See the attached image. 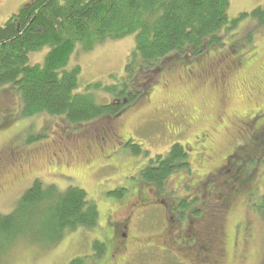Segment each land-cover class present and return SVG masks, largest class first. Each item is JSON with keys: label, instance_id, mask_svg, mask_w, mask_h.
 <instances>
[{"label": "rangeland", "instance_id": "obj_1", "mask_svg": "<svg viewBox=\"0 0 264 264\" xmlns=\"http://www.w3.org/2000/svg\"><path fill=\"white\" fill-rule=\"evenodd\" d=\"M28 1L30 0H0V28ZM262 6L264 0H229L230 19L246 15L236 24L231 36L224 37L227 47L223 46L225 48L212 52V57L218 63L217 68L226 65L225 56L232 50L235 51L229 57L240 58L244 63L240 73L226 86L231 98L229 111H257L264 105V26L258 25V19L251 16L253 10ZM47 52L48 49L43 48L32 53L30 63L41 64ZM134 52L135 35L108 40L90 50L77 47L69 57L65 70L78 69L79 92L83 93L90 87L89 93L97 103L108 104L123 89H132L135 77L141 71L146 72L139 69L137 63H132ZM128 65L131 77H128ZM96 85L99 87L95 88ZM255 85L260 87L261 95L247 101V88ZM111 88L114 91L106 90ZM210 100L217 101V98L206 94V91L189 95L183 89H177L172 94L157 95L147 106L128 115L120 127L124 137L129 136L132 144L138 145L141 152L137 154L131 147L124 146L112 152L110 159L105 161L109 150L104 148L103 139L115 128L114 124L109 125L110 118L78 125L69 124L63 117L47 114L25 118L20 115L19 95L7 87L1 88L0 109H5V113L0 112V149L17 147L28 154L31 161L19 170L6 171L0 176V183H6V192L0 196V213L10 214L20 197L34 181L39 180L44 186L54 185L61 191L70 187L85 191L88 200L97 206L99 221L91 230L77 229L66 233L53 246L26 240L19 242L18 239L0 254V264H70L77 259L82 260L83 264H107L115 254L113 250L121 235L116 231L117 223L125 221L130 213L128 206L137 204L139 198L142 201L139 200L138 206L144 205V195H137L139 192L145 190L149 197L151 195L139 172L150 160L167 153L172 144L193 143L195 139L193 140L192 134L208 126L215 115L213 109L205 108L204 103H211ZM182 102L188 104L187 115L194 117L196 113L192 110L195 109L198 118L207 119L177 136L168 133L165 124L169 121L168 111L176 110ZM124 114L125 112L122 116ZM6 115L9 117H5ZM101 128L103 129L95 131ZM209 132L211 133L210 130ZM226 132L223 131L217 140L219 151L236 142V136L230 137ZM247 135L248 139H252L250 133ZM100 147L103 148L102 152ZM259 151L260 148L256 146L254 153L258 154ZM262 151L264 152V148ZM67 152L71 158H65ZM195 154L187 159L192 169L199 170ZM260 154L261 151L259 157ZM181 168L183 167L178 169ZM247 168L253 171L250 185L236 198L234 206L227 211L225 217L217 222V225L221 222L225 227L229 243L225 264H264V161H252ZM164 183L167 188L173 185L171 178ZM119 189H124L121 198L112 193ZM164 199L166 194L161 195L162 202ZM151 206L148 205V208ZM161 207L140 210L130 222V232L142 239L149 234L159 233L164 225ZM247 220L254 228V236L244 243L241 240L246 234L243 221ZM96 243L104 244L103 254L97 255L93 248ZM234 244L237 246L233 248ZM121 258L125 261L122 264H188V260L175 256V253L138 245L132 246Z\"/></svg>", "mask_w": 264, "mask_h": 264}, {"label": "trees", "instance_id": "obj_2", "mask_svg": "<svg viewBox=\"0 0 264 264\" xmlns=\"http://www.w3.org/2000/svg\"><path fill=\"white\" fill-rule=\"evenodd\" d=\"M228 9L229 0H30L0 28V89L19 95L25 118L47 114L78 125L113 117L122 103H97L90 87L79 92V70H65L77 47L90 50L135 35L132 63L146 72L134 77L148 80L155 70L191 65L199 55L227 47L224 37L246 15L230 19ZM251 16L264 26V6ZM43 48L48 49L43 62L31 64L30 55ZM139 95L123 89L115 99L132 101ZM131 148L141 152L138 145ZM156 157L140 176L160 189L176 169L188 168L178 144ZM123 192L112 193L121 198ZM98 219L97 206L82 189L61 191L36 180L10 214L0 213V254L18 239L53 246L68 232L93 229ZM103 245L94 244L97 255L103 254Z\"/></svg>", "mask_w": 264, "mask_h": 264}, {"label": "flooded vegetation", "instance_id": "obj_3", "mask_svg": "<svg viewBox=\"0 0 264 264\" xmlns=\"http://www.w3.org/2000/svg\"><path fill=\"white\" fill-rule=\"evenodd\" d=\"M232 53H234L233 50L225 56L226 65L223 68H217V60L212 57V52H209L193 59L190 62L191 65L171 68L169 72H163V68L155 70L148 80L135 78L133 88L128 91L140 93L137 98L132 101H129V98L122 101L115 98L110 100L115 104L122 103L123 106L115 116L107 117L110 118L109 125L114 124L115 128L114 131L110 130L111 133L105 135L103 139L104 148L107 147L109 150L105 161L110 159L112 152L121 147L134 145L129 136L124 137L120 127L128 115L147 106L157 95H168L177 89H183L189 95L206 91V94L215 95L217 98V101L210 100L211 103H204L205 108L215 111V115L209 118L208 126L200 128L199 131L193 133L194 136L192 134L193 140L195 139L193 143H178L185 155L184 163L189 167L176 169L169 176L173 183L171 187H165V183L161 189L154 184H145L148 185L147 190L151 192V195L149 197L145 190L139 192L137 195L141 193L142 196L144 195V205L138 206V203L142 201L139 198L137 204L128 206L127 210L130 213L125 221L117 223L116 231L121 235L113 250L115 254L111 256L107 264H122L124 259L121 256L135 245L175 253V256L188 260V264H225L229 243L225 227L221 222L217 225V222L225 217L227 211L234 206L236 198L242 191L247 190V185H250L253 171L247 166L252 161L258 163L264 161V155L262 156L264 153L262 151L264 148V105L257 111L251 110L244 113L237 110L229 111L231 98L226 86L237 73H240L244 64L240 58L231 59L229 55ZM154 75L157 78H154ZM259 86L247 88V101H252L255 96L258 98L261 95ZM178 106L176 110L168 111L169 121L165 124V129L170 134L182 135L187 129L196 127L207 119L198 118L197 111L193 108L192 112L196 113L195 116L187 115L189 108L184 102ZM0 112L5 113V109H0ZM124 112L125 116H122ZM225 130L226 135L236 136V142L229 144L225 148L226 151H219L217 140ZM248 133L251 134L249 136L252 139L247 138ZM256 146L260 148V157V151L258 154L254 153ZM100 151L102 152L103 148L100 147ZM193 153H196L195 156L198 158L199 170L192 169L188 162L187 158L192 157ZM68 156L67 152L65 158ZM28 157V154L17 147L0 149V176L7 173L6 171L21 169L24 164L31 161ZM5 185L6 183H0V196L6 192ZM164 194H166V199L162 202L161 195ZM148 205H152L151 208H148ZM159 206H162L164 219V225L159 233L149 234L142 239L130 232V222L140 210L158 209ZM243 224L246 227V234L241 240L246 243L254 236V228L248 220L243 221ZM235 246L237 245L234 244L233 248Z\"/></svg>", "mask_w": 264, "mask_h": 264}]
</instances>
